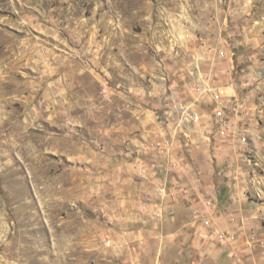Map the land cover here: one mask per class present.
<instances>
[{"label":"rangeland","instance_id":"374dc122","mask_svg":"<svg viewBox=\"0 0 264 264\" xmlns=\"http://www.w3.org/2000/svg\"><path fill=\"white\" fill-rule=\"evenodd\" d=\"M196 233L264 264V0H0V264H185Z\"/></svg>","mask_w":264,"mask_h":264},{"label":"crops","instance_id":"0c3cea01","mask_svg":"<svg viewBox=\"0 0 264 264\" xmlns=\"http://www.w3.org/2000/svg\"><path fill=\"white\" fill-rule=\"evenodd\" d=\"M226 222L228 226L229 223L228 221ZM223 227H226V225H223ZM197 234L198 233L195 235ZM183 251L184 254L182 259L185 264H197V262L201 264H209L208 261L210 259H216L215 264H224L223 249L218 246V244H214L212 242V238H206L204 241H202V238L197 235V237H194L192 242H190V239H188L184 242Z\"/></svg>","mask_w":264,"mask_h":264},{"label":"built area","instance_id":"2783aa9c","mask_svg":"<svg viewBox=\"0 0 264 264\" xmlns=\"http://www.w3.org/2000/svg\"><path fill=\"white\" fill-rule=\"evenodd\" d=\"M232 129V126L230 124H223V132L227 133ZM210 221H205V224L209 225ZM237 238V233L236 232H231V231H227V232H222V233H218V239H221L223 241H230L233 242L235 241Z\"/></svg>","mask_w":264,"mask_h":264}]
</instances>
